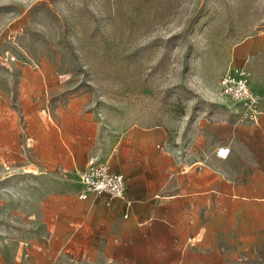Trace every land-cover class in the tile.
I'll use <instances>...</instances> for the list:
<instances>
[{"label":"rangeland","instance_id":"374dc122","mask_svg":"<svg viewBox=\"0 0 264 264\" xmlns=\"http://www.w3.org/2000/svg\"><path fill=\"white\" fill-rule=\"evenodd\" d=\"M258 36L264 0H0V264H35L22 247L38 227L12 215L23 189L36 192L27 172L94 149L108 117L169 126L179 175L168 192L190 193L157 212L188 230L189 264H264V124L240 122L220 89L239 66L264 77V50L234 58ZM213 139L207 167L219 178L183 179ZM61 176L65 193L77 190V171Z\"/></svg>","mask_w":264,"mask_h":264},{"label":"crops","instance_id":"0c3cea01","mask_svg":"<svg viewBox=\"0 0 264 264\" xmlns=\"http://www.w3.org/2000/svg\"><path fill=\"white\" fill-rule=\"evenodd\" d=\"M263 50L264 36L251 37L237 45L234 58L237 64H243ZM250 85L263 98L255 124H264V77L251 75ZM110 120L105 118L102 126L95 127L93 139L98 143L94 149L70 150L68 164L63 166L57 159L52 165L41 167L38 174L27 172L37 178L36 192L27 194L23 189L21 202L17 203L20 212L12 215L15 218L20 214L23 221L38 227L39 238L23 242L27 247L22 250L30 256L29 263L43 260L63 264L60 254L69 253L71 264H189L185 256L188 230L178 228L168 214L157 212L159 204L190 193L182 183L177 186L178 193L168 192L179 175L174 154L166 146L171 136L169 126L143 125L125 119L116 126ZM216 144L213 139L199 147L202 159L192 171L181 172L183 179L188 181V177L184 178L187 173L202 177L212 174L207 180L213 182L219 178L214 169L207 167L215 165L208 159L215 157L219 148ZM95 160L109 163L114 171L126 176L128 196L133 201L130 209L118 200L109 203L107 194L79 197L80 172ZM63 171H77L76 191H63Z\"/></svg>","mask_w":264,"mask_h":264},{"label":"built area","instance_id":"2783aa9c","mask_svg":"<svg viewBox=\"0 0 264 264\" xmlns=\"http://www.w3.org/2000/svg\"><path fill=\"white\" fill-rule=\"evenodd\" d=\"M251 73L245 66L229 70L220 79L222 94L234 99L240 109L239 121L243 123H258L260 96L250 85ZM221 154V150L219 151ZM82 189L80 198H87L89 194H107L109 203L120 201L127 210L133 205L128 196V181L122 172H116L109 163L91 161L80 172ZM128 213L125 214V217Z\"/></svg>","mask_w":264,"mask_h":264},{"label":"bare ground","instance_id":"6f19581e","mask_svg":"<svg viewBox=\"0 0 264 264\" xmlns=\"http://www.w3.org/2000/svg\"><path fill=\"white\" fill-rule=\"evenodd\" d=\"M222 150V152L223 153H226L227 152V149L226 148H223V149H221ZM229 152V151H228ZM228 152L226 153V154H223V153H221V154H223L224 156H227L228 155Z\"/></svg>","mask_w":264,"mask_h":264}]
</instances>
